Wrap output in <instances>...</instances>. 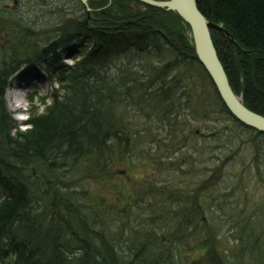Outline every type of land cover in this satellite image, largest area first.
I'll return each mask as SVG.
<instances>
[{"label":"trees","instance_id":"obj_1","mask_svg":"<svg viewBox=\"0 0 264 264\" xmlns=\"http://www.w3.org/2000/svg\"><path fill=\"white\" fill-rule=\"evenodd\" d=\"M197 4L230 33L212 31L218 56L234 92L264 116V0ZM64 11L71 17L42 48L0 65V264H264L263 238L241 221L233 230L238 253L229 258L219 249L215 221L201 203L231 155L190 193L134 173L145 159L162 173L180 150L175 126L188 112L216 107L253 147L264 139L226 106L197 57L190 25L141 0H70ZM66 55L74 62L64 63ZM22 63L36 69L40 83L59 85L40 96L25 130L6 103ZM236 131L228 125L227 136ZM115 160L134 165L129 193L123 183L116 198L122 204L80 189L89 177L108 179ZM197 251L205 253L191 256Z\"/></svg>","mask_w":264,"mask_h":264},{"label":"rangeland","instance_id":"obj_2","mask_svg":"<svg viewBox=\"0 0 264 264\" xmlns=\"http://www.w3.org/2000/svg\"><path fill=\"white\" fill-rule=\"evenodd\" d=\"M18 1L20 2L16 7L14 0H0V65L11 61L16 54L25 58L26 49L33 55L34 49L42 48L55 36L53 29L56 25L71 17L70 13L64 11V4H68L70 0ZM171 53H166V56L172 59L175 54ZM63 62L71 64L74 61L66 55ZM29 67L27 63H22L18 72L14 70V83L6 91L7 108L22 130L28 128L27 120L34 110L32 107L40 106V96L59 87L48 80L40 83L36 69L32 67V70H28ZM24 71L30 72L18 77ZM34 89L37 92L32 96V101L30 97ZM196 109L194 107L193 111ZM223 115L216 107L198 111L195 116L188 112V120L185 116L183 122L175 126L179 132L177 146L180 150L174 155L169 154L173 160L167 158L169 161L164 165L166 168H163L161 174V170L150 166L148 159L144 160V165L143 160H140L135 166L130 161L115 160L107 175L108 179L104 177L97 182L98 177L92 176L78 186L80 189L89 190L93 196H97L98 201L104 198L114 204H122L116 198H119L120 191L123 192V183L129 193V184H126L129 182L127 168L134 166V173L139 177L147 174L165 184L172 183L171 187L174 189L190 193L201 179L210 174L211 168L231 155L221 180L203 193L201 203L208 219L215 221L219 233L217 246L228 252L229 258H234L232 253H238L237 250L241 247L240 242L236 243L237 237H233V233L237 234L233 231L236 221L246 223L248 230L261 235L264 242V156H258L264 153V139L257 141L259 144L261 142L260 147L256 144L253 147L254 142L249 136L246 137V132L237 128ZM228 125L237 129L236 132H229V135L234 136H227ZM166 134L164 131L163 135ZM175 160L177 163L175 162L174 167L169 162ZM93 196L91 199L94 201ZM123 198V203L125 199L130 200L128 194ZM151 200L153 199L150 198L147 202ZM147 209L152 208L149 206ZM133 219L132 224L138 225L137 219ZM189 243L192 245L191 241ZM203 253L205 251H197L191 256L197 258ZM248 260L246 257L245 262L248 263Z\"/></svg>","mask_w":264,"mask_h":264},{"label":"water","instance_id":"obj_3","mask_svg":"<svg viewBox=\"0 0 264 264\" xmlns=\"http://www.w3.org/2000/svg\"><path fill=\"white\" fill-rule=\"evenodd\" d=\"M88 4L92 0H81ZM144 3L174 10L190 25L195 50L200 63L204 66L214 81L217 90L230 112L242 123L264 132V116L252 111L243 103L231 87L228 75L218 56L217 49L212 39V31L227 32L221 25L216 24L202 13L197 0H141ZM88 11H90L88 9ZM233 42V39L231 38Z\"/></svg>","mask_w":264,"mask_h":264},{"label":"flooded vegetation","instance_id":"obj_4","mask_svg":"<svg viewBox=\"0 0 264 264\" xmlns=\"http://www.w3.org/2000/svg\"><path fill=\"white\" fill-rule=\"evenodd\" d=\"M19 2H20V1H18V0H14L15 6H16V5H19ZM16 7H17V6H16Z\"/></svg>","mask_w":264,"mask_h":264}]
</instances>
